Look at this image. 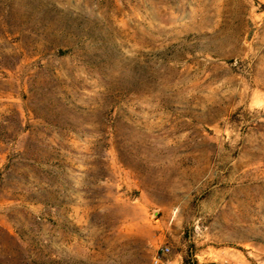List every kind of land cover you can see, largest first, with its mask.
I'll return each instance as SVG.
<instances>
[{
    "label": "rangeland",
    "instance_id": "rangeland-1",
    "mask_svg": "<svg viewBox=\"0 0 264 264\" xmlns=\"http://www.w3.org/2000/svg\"><path fill=\"white\" fill-rule=\"evenodd\" d=\"M0 264H264V0H0Z\"/></svg>",
    "mask_w": 264,
    "mask_h": 264
},
{
    "label": "built area",
    "instance_id": "built-area-1",
    "mask_svg": "<svg viewBox=\"0 0 264 264\" xmlns=\"http://www.w3.org/2000/svg\"><path fill=\"white\" fill-rule=\"evenodd\" d=\"M169 251L168 246L164 245L159 248L158 253L154 256V261L158 262L161 259L162 255H165Z\"/></svg>",
    "mask_w": 264,
    "mask_h": 264
}]
</instances>
